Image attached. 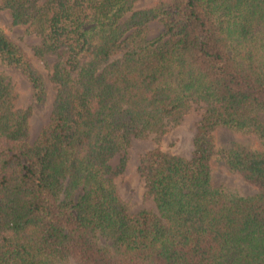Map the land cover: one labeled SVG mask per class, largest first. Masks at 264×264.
Here are the masks:
<instances>
[{"label":"trees","instance_id":"16d2710c","mask_svg":"<svg viewBox=\"0 0 264 264\" xmlns=\"http://www.w3.org/2000/svg\"><path fill=\"white\" fill-rule=\"evenodd\" d=\"M137 1L0 0L48 69L0 25V264H264V0ZM152 22L162 32L149 38ZM6 71L28 83L27 108ZM193 106L190 157L143 154L155 211L131 215L114 182L130 139L161 136ZM215 166L252 194L213 186Z\"/></svg>","mask_w":264,"mask_h":264},{"label":"rangeland","instance_id":"374dc122","mask_svg":"<svg viewBox=\"0 0 264 264\" xmlns=\"http://www.w3.org/2000/svg\"><path fill=\"white\" fill-rule=\"evenodd\" d=\"M151 4L150 0H139L135 7H147ZM0 25L7 28L12 39L18 41L23 49L32 58L34 65L45 75L48 76V69L43 62L33 55V48L40 43L35 36H25L21 27H11V21L8 14L0 9ZM148 37L153 38L162 32V26L156 22L148 25ZM48 65H52L54 58L46 57ZM5 75L9 79L15 95V105L19 108H27L30 104V87L28 83L18 74L6 71ZM50 92L48 103L42 110L34 108L29 117V132L31 140H34L39 134L41 128L48 122L50 105L54 96V86L49 85ZM202 109L199 106H193L189 113L183 118L181 123L166 131L159 137L149 136L145 139L131 138L126 150V166L124 171L114 176V182L117 186L121 199L126 204L131 215H137L140 211H155V206L150 197L146 195L144 180L139 173L141 157L146 152L159 148L163 152L173 155L189 158L193 150V137L195 134L196 123L200 118ZM264 123V114L260 115ZM220 137L224 141L234 139V136L227 131H221ZM119 157L112 159L111 165H118ZM211 183L215 187H221L225 190H232L240 195L252 194V189L237 176L226 172L221 167H214L211 173ZM66 264H73L68 262Z\"/></svg>","mask_w":264,"mask_h":264}]
</instances>
